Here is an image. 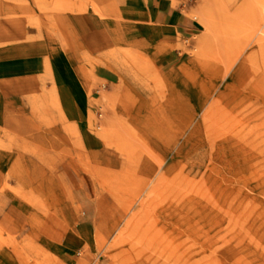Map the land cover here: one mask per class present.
<instances>
[{"label": "rangeland", "instance_id": "rangeland-1", "mask_svg": "<svg viewBox=\"0 0 264 264\" xmlns=\"http://www.w3.org/2000/svg\"><path fill=\"white\" fill-rule=\"evenodd\" d=\"M175 3L199 30L180 42L172 68L161 69L147 48L128 54L117 42L88 53L71 39L75 70L66 74L89 81L81 114L91 147L70 136L68 197L53 212L37 186L55 155L26 139L32 130L22 125L17 149L32 165L34 187L25 194L1 186L2 264H100L101 255L106 264H264V20L247 16L242 0ZM58 10L56 0H0V59L41 39L44 16ZM98 60L135 94L128 112L103 126L99 116L113 111L115 99L96 82ZM43 80L54 85L50 74ZM179 184L187 192L183 213L172 198Z\"/></svg>", "mask_w": 264, "mask_h": 264}, {"label": "crops", "instance_id": "crops-1", "mask_svg": "<svg viewBox=\"0 0 264 264\" xmlns=\"http://www.w3.org/2000/svg\"><path fill=\"white\" fill-rule=\"evenodd\" d=\"M175 1L56 0L61 15L44 16L42 38L31 40L15 49L9 58L0 59V190L8 182L20 193L33 191L30 173L17 149L25 124L32 130L25 132L26 139L46 146L55 155L52 169L38 180L37 188L51 211L60 213L64 209L68 197L63 183L67 167L65 147L70 145L72 136L82 149H90L92 137L87 116L81 114L82 102L88 103L89 81L70 79L66 74L75 70L69 58L75 51L71 39H80L88 53L116 47L117 42L125 47L137 45L140 50L149 49L161 69L172 68L183 54L180 42L199 30V21ZM93 72L96 82H104V94L115 99L113 111L99 116H104L100 122L103 126L111 116L126 114L135 94L120 73L103 61L96 62ZM49 74L54 78L53 86L43 80ZM65 83L71 89H65ZM75 90L77 94L72 93ZM79 209L86 218L92 214L85 197L79 200ZM1 261L0 251V264Z\"/></svg>", "mask_w": 264, "mask_h": 264}, {"label": "bare ground", "instance_id": "bare-ground-1", "mask_svg": "<svg viewBox=\"0 0 264 264\" xmlns=\"http://www.w3.org/2000/svg\"><path fill=\"white\" fill-rule=\"evenodd\" d=\"M242 8L247 14V16L251 17V19L256 22L257 24L260 23V18L264 20V2L263 0H242ZM119 31V29H118ZM262 42L259 44L260 48H264V38H261ZM121 41L125 42L124 39L121 38ZM124 52H127L128 54H134L140 51L137 45L128 44V47H124L122 49ZM120 71L125 73V70L121 67L118 68ZM26 169L28 172L31 173L30 166H32L29 161L28 163L25 161ZM177 186V185H176ZM172 198L174 201L179 203V211L187 212L188 210V202H187V192L183 185L179 184L176 189H174V193L172 194ZM181 213V212H180ZM186 213H184V216L181 214V219L183 222L186 220ZM100 264H106L107 257L104 255L99 256L98 258Z\"/></svg>", "mask_w": 264, "mask_h": 264}]
</instances>
